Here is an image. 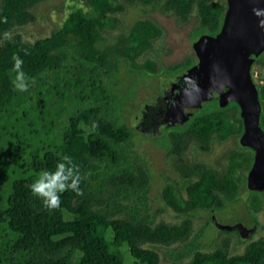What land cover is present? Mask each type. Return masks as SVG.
Returning a JSON list of instances; mask_svg holds the SVG:
<instances>
[{
  "label": "trees",
  "instance_id": "1",
  "mask_svg": "<svg viewBox=\"0 0 264 264\" xmlns=\"http://www.w3.org/2000/svg\"><path fill=\"white\" fill-rule=\"evenodd\" d=\"M43 1L0 0V264H122L123 244L139 264H162L145 245L174 244L181 246L172 264H264L263 239L229 255L226 241L205 252L199 234L192 235L197 212L207 213L209 222L210 211L222 210L242 192L251 214L264 208V191L244 186L249 149L239 155L242 166L243 153H249L240 172L232 161L219 171L184 157L192 144L206 152L213 140L237 139L242 132L237 105L220 108L213 100L185 124L163 132L168 153L180 162L173 167L181 186L166 176L176 187L165 183L160 198L181 219L154 223L147 202L149 170L131 149L133 132L111 115L114 97L106 86L120 65L142 77H158L164 70L143 58L156 54L160 28L141 17L121 29L126 5L158 8L182 24L193 19L190 35L200 36L219 31L225 1L83 0L85 10L72 8L48 37L27 42L19 34L9 36L13 28L33 22L31 9ZM14 56L22 61L19 69ZM195 62L192 51L165 69L184 72ZM252 66L264 67V52ZM254 85L264 133V85ZM158 100L152 106L157 108ZM57 164H63L67 183L80 175L83 195L66 190L60 206L49 209L29 185Z\"/></svg>",
  "mask_w": 264,
  "mask_h": 264
},
{
  "label": "rangeland",
  "instance_id": "2",
  "mask_svg": "<svg viewBox=\"0 0 264 264\" xmlns=\"http://www.w3.org/2000/svg\"><path fill=\"white\" fill-rule=\"evenodd\" d=\"M74 7L85 10L83 0H45L40 2L31 9L34 15L33 22L13 28L8 35L19 34L27 42L48 37L51 32L61 26ZM141 17L150 19L161 30L160 37L153 42V49L156 54H149L143 58L159 64L160 70H164L160 72L158 77H142L134 71H130L128 66L120 65L113 83L106 84L105 82V84L114 97L111 115L117 118L119 123L127 125L133 132L131 149L149 170L150 188L147 194L149 214L153 217L154 223L178 224L181 218L163 206L160 193L165 183L175 186L172 180L177 183V188L181 186L177 172L173 167L180 162L177 161L175 155L169 154L167 151L166 133L155 135L150 128V122L156 110V107L152 105L156 103L158 97L164 98L172 82L182 72L179 70L171 73L166 70V67L188 55H192V44L199 36L190 35V31L196 26L193 19L182 24L171 13L139 4L125 6L124 13L119 15L121 29L128 28L136 19ZM116 33L113 31L108 39L112 40ZM143 58L139 62H142ZM250 72L253 82L263 86L264 67L252 66ZM115 82L116 84H114ZM242 150L237 139L230 137L222 142L213 140L206 152L200 151L197 146L192 144L186 150L184 157L189 161H199L207 166L215 167L219 171L232 161L240 172L242 167H245L249 156L248 152L243 153V165L240 166L238 159ZM166 176L172 180H166ZM243 199H245L244 193L226 204L222 210L214 212L213 216L210 215V217L223 225L242 223L246 228H250L252 223L254 226L258 225L253 237L250 240H242L235 231L222 233L211 223V219L208 222L207 213L197 212L192 223V235L199 234L201 251L209 252L218 247L222 241H226L228 254L236 255L243 251L244 246L249 241L264 240V208H260L251 214ZM107 238H110L109 234H107ZM180 246V244L170 246L145 245L144 248L156 252L160 263L172 264L174 254ZM120 252L122 264H139L132 259L124 244L120 247ZM187 259H184L183 262Z\"/></svg>",
  "mask_w": 264,
  "mask_h": 264
},
{
  "label": "water",
  "instance_id": "3",
  "mask_svg": "<svg viewBox=\"0 0 264 264\" xmlns=\"http://www.w3.org/2000/svg\"><path fill=\"white\" fill-rule=\"evenodd\" d=\"M224 1L219 31L202 34L193 42L196 63L176 78L161 99L152 132L160 135L166 129L185 124L213 100L220 108L235 103L242 126L238 145L253 153L246 188L263 192L264 133L259 127L262 106L250 67L264 52V0ZM211 223L219 231H235L242 240H249L255 231V226L246 228L242 223L223 225L214 218Z\"/></svg>",
  "mask_w": 264,
  "mask_h": 264
},
{
  "label": "clouds",
  "instance_id": "4",
  "mask_svg": "<svg viewBox=\"0 0 264 264\" xmlns=\"http://www.w3.org/2000/svg\"><path fill=\"white\" fill-rule=\"evenodd\" d=\"M13 59L15 60V68L19 69L22 61L16 56ZM17 79H22V73L18 75ZM18 87L24 88L23 83L19 84ZM41 173H43V178H37L29 185V189L34 196L41 199L46 208L55 209L59 207L61 203L60 194L66 190L71 189L76 195H83V191L79 187L80 175L73 177L71 183H67L68 176L63 174V164H57L54 172L43 171Z\"/></svg>",
  "mask_w": 264,
  "mask_h": 264
},
{
  "label": "flooded vegetation",
  "instance_id": "5",
  "mask_svg": "<svg viewBox=\"0 0 264 264\" xmlns=\"http://www.w3.org/2000/svg\"><path fill=\"white\" fill-rule=\"evenodd\" d=\"M195 63H196V62H195ZM195 63H194V64H195ZM194 64H193V65H194ZM187 69H188V68H187ZM182 73H183V72H182ZM175 80H176V79H175ZM175 80H174V81H175ZM174 81H173V82H174ZM173 82H172V83H173ZM167 92H168V90H167ZM167 92H166V93H167ZM165 95H166V94H165ZM165 95H164V97H165ZM161 99H163V98H160V100L157 102V108H156V110H155V112H154L155 114L157 113V109H158V107H159V104H160ZM214 101H215V100H214ZM216 102H217V101H216ZM261 106H262V105H261ZM143 114H144V112H143ZM155 114H154V116H155ZM154 116H153V118H154ZM142 117H144V116L142 115ZM153 118H152V120H151V122H150V128H151V130H152ZM140 124H141V122H140ZM240 135H241V134H240ZM240 135H239V137H240ZM239 137L237 138V143H238V139H239ZM241 148H246V147H241ZM247 149H249V148H247ZM249 150H250V149H249ZM250 151H251V150H250ZM251 152H252V151H251ZM252 157H253V153H252ZM251 163H252V160H251ZM250 165H251V164H250ZM249 168H250V166H249ZM249 168H248V170H249ZM248 170H247V172H248ZM246 174H247V173H246ZM245 183H246V176H245ZM244 186H245V188H246V184H245ZM246 189H247V188H246ZM247 190H248V189H247ZM242 193H243V192H242ZM213 214H214V211H213L212 214H210V212H209V215L213 216ZM212 218H213V217H211V219H212ZM252 226H254L253 223H252ZM252 226H251V227H252ZM257 226H258V225H255V228H257ZM233 232H234V231H233ZM225 233H226V232H225ZM254 233H255V231H254ZM249 240H250V239H249Z\"/></svg>",
  "mask_w": 264,
  "mask_h": 264
}]
</instances>
